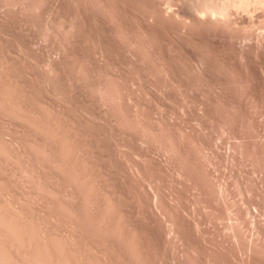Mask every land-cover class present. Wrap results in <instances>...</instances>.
<instances>
[{"label":"rangeland","instance_id":"rangeland-1","mask_svg":"<svg viewBox=\"0 0 264 264\" xmlns=\"http://www.w3.org/2000/svg\"><path fill=\"white\" fill-rule=\"evenodd\" d=\"M225 1L0 0V264H264V0Z\"/></svg>","mask_w":264,"mask_h":264},{"label":"bare ground","instance_id":"bare-ground-1","mask_svg":"<svg viewBox=\"0 0 264 264\" xmlns=\"http://www.w3.org/2000/svg\"><path fill=\"white\" fill-rule=\"evenodd\" d=\"M223 1H224V0H223ZM226 1H227V0H226ZM226 1H225V2H226ZM227 3H228V1H227ZM227 3H226V4H227ZM224 4H225V3H224ZM226 7H227V6H226ZM224 8H225V7H224Z\"/></svg>","mask_w":264,"mask_h":264}]
</instances>
